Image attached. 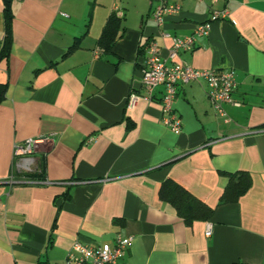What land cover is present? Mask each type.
<instances>
[{
    "label": "crops",
    "instance_id": "crops-1",
    "mask_svg": "<svg viewBox=\"0 0 264 264\" xmlns=\"http://www.w3.org/2000/svg\"><path fill=\"white\" fill-rule=\"evenodd\" d=\"M160 1L180 5L161 26ZM115 8V39L102 46ZM3 9L0 0V50ZM213 9L227 18L176 60L234 70L239 105H223L228 121L203 80L177 87L180 133L163 123V86L127 107L131 92L144 94V45L155 41L170 63L171 37L192 34ZM11 10L0 57V264H65L75 241L118 235L131 242L116 264H264V0H13ZM45 137L33 172L13 174L14 144ZM242 173L250 186L234 200L224 193ZM165 181L210 217L178 215L160 196Z\"/></svg>",
    "mask_w": 264,
    "mask_h": 264
},
{
    "label": "built area",
    "instance_id": "built-area-1",
    "mask_svg": "<svg viewBox=\"0 0 264 264\" xmlns=\"http://www.w3.org/2000/svg\"><path fill=\"white\" fill-rule=\"evenodd\" d=\"M214 1V0H213ZM178 3L160 1L154 8L152 16L159 26L162 25L165 17L171 13L178 12ZM114 13L117 17H122L123 13L115 8ZM227 9H213L209 13L208 19L196 25L193 33L184 37H171L172 45L168 51L170 63L166 62L161 56V49L158 44L150 40L144 45V59L142 62V87L144 94L131 92L127 98V107H134L140 99L149 101L152 99L153 90L158 86H163L164 93L161 98V108L164 113L163 123L173 132L180 133L182 130V120L174 110V100L179 84L191 81L203 80L207 85V94L212 107L216 113L223 116L225 121L228 117L223 105L230 103L239 105L232 98V93L236 88L235 72L233 69H197L176 60L179 51L191 50L194 46L196 37L208 34L210 24L216 20L227 18ZM164 37H170L163 32ZM49 138L27 139L23 143H15L13 147L14 173L25 175L33 172L34 159L31 156L35 147L39 143L49 142ZM13 174L11 179H13ZM46 182V181H41ZM211 234V224H206L205 235ZM131 242L130 237L116 236L113 244L99 241L81 243L75 241L68 252L65 264H116L123 257L126 249Z\"/></svg>",
    "mask_w": 264,
    "mask_h": 264
},
{
    "label": "trees",
    "instance_id": "trees-1",
    "mask_svg": "<svg viewBox=\"0 0 264 264\" xmlns=\"http://www.w3.org/2000/svg\"><path fill=\"white\" fill-rule=\"evenodd\" d=\"M13 0H3L4 2V18L6 23V34L3 40V44L0 50V57H5L9 53L11 40H10V22L12 19L11 4ZM120 18L113 12L108 20V23L103 31L100 39V44L103 46L110 47L111 42L115 39L114 32L118 28ZM4 86L0 85V102L3 98ZM42 179V177H40ZM237 181V182H236ZM235 177H230V182L225 190V195L232 194V199L236 200L242 195L250 186V178L246 173L239 175L237 180ZM160 196L162 199L169 201L175 208L178 215L183 216L185 220H191L194 218L207 219L210 217V210L206 209L198 200L184 191L180 186L165 181L161 185ZM226 197V196H224Z\"/></svg>",
    "mask_w": 264,
    "mask_h": 264
}]
</instances>
